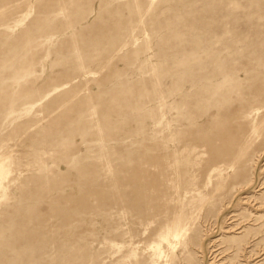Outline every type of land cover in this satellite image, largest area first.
Listing matches in <instances>:
<instances>
[{"label": "rangeland", "instance_id": "rangeland-1", "mask_svg": "<svg viewBox=\"0 0 264 264\" xmlns=\"http://www.w3.org/2000/svg\"><path fill=\"white\" fill-rule=\"evenodd\" d=\"M0 264H264V0H0Z\"/></svg>", "mask_w": 264, "mask_h": 264}]
</instances>
